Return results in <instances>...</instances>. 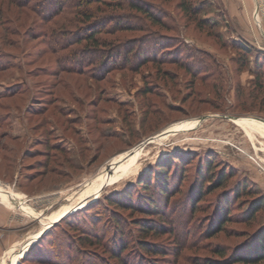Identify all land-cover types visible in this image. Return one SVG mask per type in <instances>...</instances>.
I'll return each instance as SVG.
<instances>
[{
  "label": "rangeland",
  "instance_id": "rangeland-1",
  "mask_svg": "<svg viewBox=\"0 0 264 264\" xmlns=\"http://www.w3.org/2000/svg\"><path fill=\"white\" fill-rule=\"evenodd\" d=\"M255 1L190 0L198 29L180 0H0V188L33 217L10 264H246L264 235Z\"/></svg>",
  "mask_w": 264,
  "mask_h": 264
},
{
  "label": "trees",
  "instance_id": "trees-1",
  "mask_svg": "<svg viewBox=\"0 0 264 264\" xmlns=\"http://www.w3.org/2000/svg\"><path fill=\"white\" fill-rule=\"evenodd\" d=\"M189 1L190 0H180V3L178 5V7L180 8L181 12L187 18H189V19H191V20L194 21L196 28H198V29L204 28V26L206 24V22L204 21V19H196V17L198 16V14L201 12V9L198 8V7H196L195 5L192 6L189 3ZM102 2H105V0H102ZM128 6L131 7V9L136 10V11L141 12L144 15H146V17L148 18V20L153 25H159L160 24V21L155 18L154 14L150 10H148V8L143 7V6L139 5L138 3H134V2H131V1L128 2ZM243 48L245 50V52H244L245 55L246 56L250 55L249 52H248V48L246 46L243 47ZM140 49L130 50L129 51L130 52L129 55H133L135 57L138 56V55H140V52H139ZM144 54H141L140 56H143ZM245 60H246V57H245ZM219 179H220L219 180V184H220L219 187L225 185L226 182H227V180H228V178H226V176H224V175L222 177H220ZM205 182H206V180H205ZM243 187H245V188L247 187L248 188L247 190H249L251 192H252V190L254 191V189H251L249 187L248 182H246V181H245V184L242 186V188ZM247 190L245 192H247ZM255 197H257V199H256L254 205L256 206L255 212H257L263 206L262 203L264 202V197L263 196H255ZM255 212H253V213L255 214ZM253 213H252V215H253ZM219 218H220L221 223L222 222L223 223L225 222L224 221L225 219H223V218H225V215L224 214L221 213V215L219 216ZM157 226L158 227H156V229L166 230L167 233L173 232V228H174V227L173 228L172 227H166V224L165 223L164 224L163 223L162 224H158ZM52 227H56V226L53 225ZM137 229H138V231L143 232L145 234V236H148L149 233L152 232L153 227H149V226L146 225V227H144V228H137ZM221 230H222V226L221 225L218 226V227H216L215 231H213L211 233V235H209L210 238L213 237L214 233L220 232ZM256 234L258 235L259 232L256 233ZM258 238L259 239L257 240V242H258L257 245L254 247L253 250H249V252L251 254L250 255L247 254V257H242V258L237 257L235 259L236 260L235 262H242V263H246V264H258V263L264 261V235H261V237L259 236ZM142 249L147 250V247L146 246L145 247L142 246ZM217 255L218 256H221V253L218 252ZM224 262L225 261H223V260L222 261H214V262L207 260V261H205V264H228L229 263V262L228 263H226V262L224 263Z\"/></svg>",
  "mask_w": 264,
  "mask_h": 264
},
{
  "label": "crops",
  "instance_id": "crops-1",
  "mask_svg": "<svg viewBox=\"0 0 264 264\" xmlns=\"http://www.w3.org/2000/svg\"><path fill=\"white\" fill-rule=\"evenodd\" d=\"M9 189L12 191L11 186L8 185V190ZM13 190L12 192L23 195L25 198L33 196L26 192L21 186ZM10 201L16 202L13 197H10ZM42 211H48V209L45 208L41 210V212ZM35 212L39 213L36 210ZM21 213L22 212L18 211L17 207H11L5 203H0V264L2 260L5 264H10L11 256L18 251V248L22 247V245H20L21 241L23 239L27 240L25 238L28 237L26 227H29L31 224L30 220L33 217ZM53 213L55 212H51L49 216L53 215Z\"/></svg>",
  "mask_w": 264,
  "mask_h": 264
},
{
  "label": "built area",
  "instance_id": "built-area-1",
  "mask_svg": "<svg viewBox=\"0 0 264 264\" xmlns=\"http://www.w3.org/2000/svg\"><path fill=\"white\" fill-rule=\"evenodd\" d=\"M263 4H264V0H259V4H258L257 0L255 1V7H254V9H255V13H254L255 18L258 17V14L261 13V12H263L262 14H264V8L260 9L261 5H263ZM0 186L1 187H6V186H4L1 183H0Z\"/></svg>",
  "mask_w": 264,
  "mask_h": 264
},
{
  "label": "water",
  "instance_id": "water-1",
  "mask_svg": "<svg viewBox=\"0 0 264 264\" xmlns=\"http://www.w3.org/2000/svg\"><path fill=\"white\" fill-rule=\"evenodd\" d=\"M162 134L165 135V134H167V133H166V131H164ZM146 142H148V140H146ZM94 198H95V196H94ZM53 224H54V223H53ZM53 224H52V225H53ZM52 225H48V226H47V225H44L40 232H41V233H44V232H45L46 230H48V228H49L50 226H52ZM44 227H45V228H44ZM40 232H39V233H40ZM39 233H38V234H39ZM36 236H37V235H36ZM36 236H35L34 239H32V240H35V241H36V240H37V239H35V238H37ZM30 244H31V243H30ZM18 262H19V260L15 261V264H18Z\"/></svg>",
  "mask_w": 264,
  "mask_h": 264
},
{
  "label": "bare ground",
  "instance_id": "bare-ground-1",
  "mask_svg": "<svg viewBox=\"0 0 264 264\" xmlns=\"http://www.w3.org/2000/svg\"><path fill=\"white\" fill-rule=\"evenodd\" d=\"M2 195H3V190L0 188V203H5V204H7L8 206L15 207V206L9 205V204L7 203V201L4 199V196H2Z\"/></svg>",
  "mask_w": 264,
  "mask_h": 264
}]
</instances>
